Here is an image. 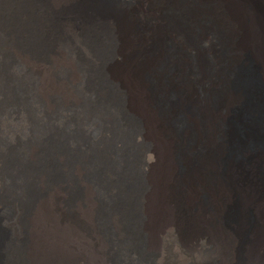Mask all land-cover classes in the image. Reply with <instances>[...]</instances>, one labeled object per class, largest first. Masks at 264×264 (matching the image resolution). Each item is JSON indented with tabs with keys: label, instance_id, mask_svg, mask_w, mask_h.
<instances>
[{
	"label": "bare ground",
	"instance_id": "obj_1",
	"mask_svg": "<svg viewBox=\"0 0 264 264\" xmlns=\"http://www.w3.org/2000/svg\"><path fill=\"white\" fill-rule=\"evenodd\" d=\"M0 1V14L9 16V23H3L0 16V93L6 99L9 94L14 95L16 100L24 102L25 108L36 100L44 107L50 95L47 93L64 83L53 78V69L64 56H60L64 47L63 38L60 40L56 33H48L54 26L46 9L54 6L56 10L63 11L62 16L68 20L62 22H67L68 30L73 34L76 33L73 31L76 26L72 25L71 15L67 14L73 0ZM169 1H166L168 5ZM200 1L211 3L218 11L216 24L224 28L230 51L228 73L224 77L225 90L237 102L244 103L246 100V110L244 114L234 115L238 122L236 128L228 125L220 131L213 125L208 126L209 151L205 155L195 154L197 144L193 140L187 143L190 135L197 134V127L193 115L185 111L186 125L180 135L172 134L183 147L184 171L180 174L167 157L158 159L141 116L134 115L138 120L137 126L123 115L122 120L118 118L114 121L116 127L112 138L105 141V149L99 146L97 157L104 162L101 174L107 183L105 195L100 196L103 200L101 208L110 235L121 243L118 247L123 264H174L179 256H192V253L199 257L201 264H264V0ZM27 19H31L34 27L31 35L37 45L32 50L27 45L18 44L19 39L15 40L23 36ZM25 35L27 37L28 34ZM171 36L175 39V32ZM199 37L205 39V33H200ZM74 43L77 45L78 42ZM243 57L251 64L253 75L245 68ZM23 75H28V79ZM6 78L8 84L3 82ZM230 79L237 81L239 86H230ZM257 80L259 88L256 87ZM205 113L218 118L224 116L220 109ZM76 121L79 124H70L77 131L72 135L84 141L80 136L84 126L80 123L85 118L79 115ZM5 124L1 122L0 127L6 132ZM155 131L162 136L164 144L169 141L170 133L165 126L156 124ZM52 143L50 150L42 154L33 152L31 145L22 153L23 157L38 163L39 170L32 175L35 189L42 187L45 175L42 165L54 168L62 161L61 151L56 148V142ZM10 170L12 176L20 172L16 164ZM72 171L78 176L85 172L80 163H76ZM21 180L13 187L16 192L4 187L8 194L0 202V264H15L18 238L23 241L21 250L29 258L28 264H113L105 252L109 246H106L104 233L97 226L100 208L97 206L98 198L90 191V183L82 181L81 191L74 198L70 196L69 187L59 182L49 190L26 195L25 183ZM174 182L177 198L169 192ZM202 193L205 194L204 205L215 212L209 214L206 220L210 226L208 235L203 239L207 248L198 249L182 242H161L156 233L162 227L174 228L177 218L171 215V211L177 202L186 207H197ZM231 208L235 216L229 227H224L222 222ZM77 219H82L91 227L88 232L74 225ZM242 234L245 239L237 250V240ZM134 237L137 241L133 240ZM38 252L46 257L40 259L35 256Z\"/></svg>",
	"mask_w": 264,
	"mask_h": 264
},
{
	"label": "rangeland",
	"instance_id": "obj_2",
	"mask_svg": "<svg viewBox=\"0 0 264 264\" xmlns=\"http://www.w3.org/2000/svg\"><path fill=\"white\" fill-rule=\"evenodd\" d=\"M166 1L73 0L67 13L71 15L72 25L77 28L74 27L73 31L76 33L73 34L68 30L70 28L67 22H62L66 20V17L62 16L63 11L60 12L56 7L50 6L46 10L54 27H51L48 33H56L61 37L60 40L63 38L64 47L60 56H67L66 58L63 56L55 65L53 78L64 83L47 93L50 94L45 101L48 106L44 104V107L36 100V103L26 106L28 107L26 109L24 102L16 100L14 95L12 97L9 94L7 100L0 93V124L5 122L7 130L5 132L0 127V202L8 194L4 187L16 192L13 187H16L19 179L25 183L26 195L49 190L48 188L59 182L69 187L70 196L74 198L81 191L82 181L90 183V191L98 198L97 206L100 208L97 226L104 233L106 246H109L105 252L113 264L122 263L120 258L122 252L118 247L121 243L110 235L108 222L101 208L103 200L101 201L100 196L105 195L107 183L101 174L105 167L104 162L100 160L102 158L97 157V150L99 146L105 149V141L111 140L116 127L114 121L118 118L122 120L123 115L137 126L138 120L134 115L141 116L146 134L148 133L147 137L149 136L159 155L158 159L167 157L175 165L177 174H180L184 171L181 157L183 147L173 135H180L186 125L183 117L185 111L193 115L197 127V134L190 135L187 143L190 144L193 140L197 144L195 154L205 155L209 151L208 126L213 125L220 131L228 125L236 128L238 122L234 115L244 114L246 110L244 106L246 100L244 103L237 102L225 90L224 77L228 73L227 60L230 51L224 28L216 24L215 16L218 11L216 12L215 6L200 0H168L172 3L169 5ZM0 16L3 23H9L8 14L5 16L1 13ZM27 22L28 26H25L23 36L16 37L15 40L19 39L18 44H22L23 47L27 45L32 50L33 46H37L33 34L31 35L34 27L31 19H27ZM174 32L176 37L171 39V33ZM200 33H205V39L199 37ZM25 34H28L27 37ZM69 40L70 42H66ZM76 41L77 45L74 43ZM243 59L246 62L245 68L253 75L248 59L245 57ZM27 76L23 75V78ZM4 80L3 82L8 84L6 82L8 79ZM69 82L73 84L67 85ZM230 86L237 88L239 84L230 79ZM256 87H260L258 80ZM5 100L9 103L6 104ZM219 109L221 115H224L221 118L205 113ZM170 113L172 115H168ZM79 115L85 118V121L80 123L84 126L80 136L85 142L72 135L77 131L73 124L71 126L70 124L71 122L79 124V121H76ZM156 124H162L169 130V141L165 144L162 136L155 131ZM52 142H56V148L61 151L62 161L54 168L42 165V172L45 173L42 187L35 189L32 175L39 170L38 163L23 157L22 153L31 145L33 152L39 151L42 154L50 150ZM76 163H80L85 171L81 176L75 175L72 171ZM14 164L19 166L20 172L18 174L15 172L12 176L10 169ZM169 192L171 196L177 198L175 182L169 187ZM204 204L203 193L200 195V205L197 206L199 208L186 207L177 202L172 213L170 212L177 218L174 228L162 227L156 236L161 242L168 244L182 242L198 249L207 248L203 242L210 231L206 220L214 210ZM234 216V210L228 209L222 226L229 227ZM19 222L22 223V220ZM210 224H213V220ZM74 225L84 232L91 228L82 219L75 220ZM136 239L134 237L133 240ZM244 239L243 234L238 237L237 250H240ZM16 243L19 251L17 250L15 264H28L29 258L23 255L21 250L23 241L18 238ZM40 255L41 252L35 254L40 259L46 257ZM178 258L174 264L202 263L193 253L192 256L185 254Z\"/></svg>",
	"mask_w": 264,
	"mask_h": 264
}]
</instances>
